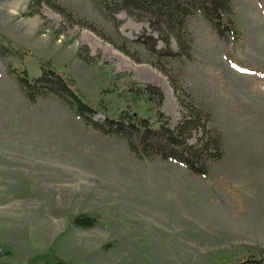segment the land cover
Listing matches in <instances>:
<instances>
[{
    "label": "rangeland",
    "instance_id": "1",
    "mask_svg": "<svg viewBox=\"0 0 264 264\" xmlns=\"http://www.w3.org/2000/svg\"><path fill=\"white\" fill-rule=\"evenodd\" d=\"M232 6L239 39L220 38L196 15L188 20L192 56L173 64L184 93L211 113L209 127L223 138V157L200 176L159 156L140 158L122 136L87 125L69 94L30 100L19 78L55 69L101 109L95 121L126 108L156 119L154 103L130 98L131 87L150 84L176 124L183 113L176 91L147 48L133 47L137 62L114 45L148 40L147 23L101 12L93 0H0V43L10 50L0 55V264L264 257V0ZM81 216L96 223L80 226Z\"/></svg>",
    "mask_w": 264,
    "mask_h": 264
},
{
    "label": "trees",
    "instance_id": "2",
    "mask_svg": "<svg viewBox=\"0 0 264 264\" xmlns=\"http://www.w3.org/2000/svg\"><path fill=\"white\" fill-rule=\"evenodd\" d=\"M40 5L42 0H32ZM99 10L114 14L124 12L128 17L145 22L150 29L148 40L140 38L130 39L122 37L121 43H114L115 47L137 62H142L136 55L134 46L143 45L150 55V64L163 72L170 79L176 91V97L182 107V117L176 123L161 107L164 94L153 85L145 84L131 87V101H146L154 103L157 112L156 119L129 108L123 109L115 117L105 116L103 120L92 118L101 109L86 103L77 90H74L64 76L53 68H44L40 76L29 78L27 71L19 73V78L29 89L28 98L32 101L40 95L53 92L63 98L69 94L75 99V109L84 118L87 125L95 130L112 135L122 136L129 149L140 158L159 156L166 161H174L184 165L191 173L204 176L209 172V164L219 161L223 157V138L215 129L209 127L211 113L194 103L189 94L184 93L179 85L178 75L173 72V64L177 59L191 58L193 38L188 30V20L196 15L203 16L215 29L220 38L230 40L239 39L240 31L230 18L233 14L232 0H93ZM39 13V9L30 11L29 15ZM114 24L116 20L114 18ZM94 32L95 29H91ZM103 36L99 31L96 32ZM106 39V37L103 36ZM173 43L177 50L172 49ZM10 52L9 48L0 43V55ZM136 53V54H135ZM138 57L139 59H137ZM198 135L195 143L191 142L194 135ZM81 217L85 221L78 222ZM75 222L84 227H92L96 223L90 216H81ZM42 259V257L40 258ZM43 260V259H42ZM232 264H264V257L259 260H246Z\"/></svg>",
    "mask_w": 264,
    "mask_h": 264
}]
</instances>
